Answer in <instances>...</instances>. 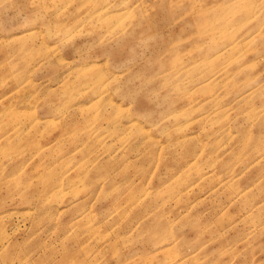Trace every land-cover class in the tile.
<instances>
[{
    "label": "rangeland",
    "instance_id": "374dc122",
    "mask_svg": "<svg viewBox=\"0 0 264 264\" xmlns=\"http://www.w3.org/2000/svg\"><path fill=\"white\" fill-rule=\"evenodd\" d=\"M0 264H264V0H0Z\"/></svg>",
    "mask_w": 264,
    "mask_h": 264
}]
</instances>
